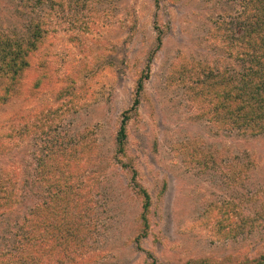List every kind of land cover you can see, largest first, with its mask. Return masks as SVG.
Instances as JSON below:
<instances>
[{
    "label": "rangeland",
    "instance_id": "374dc122",
    "mask_svg": "<svg viewBox=\"0 0 264 264\" xmlns=\"http://www.w3.org/2000/svg\"><path fill=\"white\" fill-rule=\"evenodd\" d=\"M242 11V0H0V34L35 45L14 82L0 79L9 95L0 178L10 184L0 257L24 214L44 204L39 162L52 143L71 182L85 185L90 264H227L264 253V132L228 131L206 104L207 70L241 67L224 47L241 34ZM136 186L149 198L142 229Z\"/></svg>",
    "mask_w": 264,
    "mask_h": 264
},
{
    "label": "trees",
    "instance_id": "16d2710c",
    "mask_svg": "<svg viewBox=\"0 0 264 264\" xmlns=\"http://www.w3.org/2000/svg\"><path fill=\"white\" fill-rule=\"evenodd\" d=\"M159 1L154 0L155 4ZM242 4V32L238 38H229L230 45L223 46L226 48L227 59H230L234 66L236 62H240L241 67L236 71L231 65L229 67L233 70L221 71L214 76L211 75L212 70H207L204 74L207 83L205 90L209 92L206 93L209 94L206 104L211 103V110L224 120L226 130L254 137L264 132V0H242ZM237 45L242 46L240 52L235 51ZM34 46L32 42L23 43L0 34V79L14 82L16 76L29 67L27 57ZM213 79L217 81L214 82ZM36 80L37 85L39 78ZM140 91L141 78L136 81V98L132 102V108L137 105ZM8 96L6 91L0 92V106ZM127 113L128 110L124 112L114 138L116 153L120 155L123 154ZM0 148L5 152L3 146ZM60 148L56 143L44 148L43 160L47 159L46 163L39 162V175L44 177L42 181L47 188L44 204L37 205L24 214L14 234L15 247L1 253V264H90L81 249L82 227L84 231L87 225L83 222L89 219V206L84 197L85 185L75 180L71 182L68 165L64 159L65 153ZM55 167L68 172H63L59 179V170ZM131 173L133 182L135 173ZM7 176L4 181L0 178V207L4 203L6 208L10 207V203L8 198L3 196L2 190L10 186ZM136 187L142 201L139 214L142 229L146 224L145 214L149 208V198L143 189ZM247 263L264 264V253L258 254L257 259L244 258L240 262H227ZM150 264L156 263L151 261ZM194 264L209 263L202 260L195 261Z\"/></svg>",
    "mask_w": 264,
    "mask_h": 264
}]
</instances>
